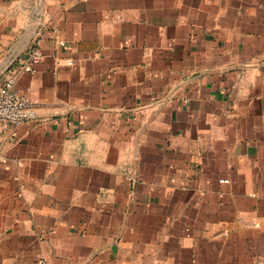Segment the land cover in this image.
<instances>
[{
	"label": "crops",
	"instance_id": "0c3cea01",
	"mask_svg": "<svg viewBox=\"0 0 264 264\" xmlns=\"http://www.w3.org/2000/svg\"><path fill=\"white\" fill-rule=\"evenodd\" d=\"M9 76L0 264H264V0H0Z\"/></svg>",
	"mask_w": 264,
	"mask_h": 264
},
{
	"label": "built area",
	"instance_id": "2783aa9c",
	"mask_svg": "<svg viewBox=\"0 0 264 264\" xmlns=\"http://www.w3.org/2000/svg\"><path fill=\"white\" fill-rule=\"evenodd\" d=\"M31 62L37 63V58L33 57ZM28 70L32 69L28 68ZM14 82V77L10 76L0 81V152L3 133L14 137L20 123L35 118V106L15 91ZM221 182L228 183L227 180Z\"/></svg>",
	"mask_w": 264,
	"mask_h": 264
}]
</instances>
